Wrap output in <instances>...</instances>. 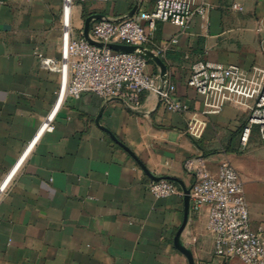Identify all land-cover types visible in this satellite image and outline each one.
<instances>
[{
    "label": "crops",
    "instance_id": "1",
    "mask_svg": "<svg viewBox=\"0 0 264 264\" xmlns=\"http://www.w3.org/2000/svg\"><path fill=\"white\" fill-rule=\"evenodd\" d=\"M133 1L114 0V16L128 14ZM210 2L187 28L157 22L148 44L161 51L176 97L197 110L202 97L187 85L194 61L264 67V0L242 2V10L235 0ZM63 3L0 0V264H189L175 245L185 214L182 186L176 182L182 193L166 198L149 190L155 177H176L190 188L195 176L188 163L215 173L230 162L251 226L264 235V141L254 128L242 148L245 106L200 115L203 128L194 135L191 113L167 110L152 93L133 108L123 98L84 92L63 101L54 129L40 131L60 76L38 53L60 57ZM78 15L73 5L75 36L84 30L77 29ZM147 71L161 75L152 59ZM206 217L207 207L195 211L190 200L180 238L195 264H243L215 255Z\"/></svg>",
    "mask_w": 264,
    "mask_h": 264
},
{
    "label": "built area",
    "instance_id": "2",
    "mask_svg": "<svg viewBox=\"0 0 264 264\" xmlns=\"http://www.w3.org/2000/svg\"><path fill=\"white\" fill-rule=\"evenodd\" d=\"M63 1L60 57L37 52L43 66L60 76L56 104L44 118L41 132L47 128L54 129L57 111L69 97L78 99L84 92H94L103 98H123L133 108H138L142 105L143 94L149 92L169 111L190 112L188 130L194 135H199L203 128L198 119L200 115L219 114L231 103L245 106L249 117L241 132V145H248L254 128L264 141V67L253 65L243 68L236 63L194 61L187 85L201 95L203 107L191 109L176 97L175 83L168 77L162 80L147 71L149 58L140 49L132 52L115 50L92 44L84 33L74 35V3L109 0ZM245 1L235 0V8L242 10V2ZM134 4H137V9L132 15H104L94 20L90 37L105 44L148 48L157 22L170 21L187 28L194 14L206 15L212 7L210 0H134L132 7ZM154 53L161 57V51ZM187 168L195 176L190 186L193 209L199 211L207 207L206 228L213 236L215 255L223 261L238 257L243 264H264V235L251 226L244 186L234 166L223 161L215 173L204 163H188ZM149 190L155 198L182 193L177 183L168 179L151 181Z\"/></svg>",
    "mask_w": 264,
    "mask_h": 264
},
{
    "label": "water",
    "instance_id": "3",
    "mask_svg": "<svg viewBox=\"0 0 264 264\" xmlns=\"http://www.w3.org/2000/svg\"><path fill=\"white\" fill-rule=\"evenodd\" d=\"M136 9H137V4H134L132 9L126 15H132L136 11ZM102 16H104V14H101V13H93L87 16L85 20L84 30H83L84 36L87 40H89L92 44H95L98 46H108L115 50L132 52L137 49H140L143 52V54H145L149 59H152L153 61H155L161 67V75H160L161 79L165 80L167 78V74H166L167 66L165 65L163 59L157 54H155L151 49L146 48L144 46H135V45H126V44H116V43L105 44L103 42L93 40L89 35L91 24L94 20L100 19ZM161 179H168V180L177 182L183 188L184 200H185V214H184L183 222L180 225L177 231V234L175 236V245L179 249L180 252H182L183 254L187 256L189 264H195L192 251L187 246L182 244L181 238H180L183 230L185 229L187 225L189 206H190V188L186 187L185 184L182 182V180L176 177H155V180H161Z\"/></svg>",
    "mask_w": 264,
    "mask_h": 264
},
{
    "label": "rangeland",
    "instance_id": "4",
    "mask_svg": "<svg viewBox=\"0 0 264 264\" xmlns=\"http://www.w3.org/2000/svg\"><path fill=\"white\" fill-rule=\"evenodd\" d=\"M114 0H109L107 2L98 1H88V2H75V7L77 6V13L79 14L76 21V26L78 30L84 28L85 20L87 16L93 13H101L106 16H114L117 13L116 9L113 7ZM114 13V14H113ZM242 146V145H241ZM242 148H245L242 146Z\"/></svg>",
    "mask_w": 264,
    "mask_h": 264
},
{
    "label": "trees",
    "instance_id": "5",
    "mask_svg": "<svg viewBox=\"0 0 264 264\" xmlns=\"http://www.w3.org/2000/svg\"><path fill=\"white\" fill-rule=\"evenodd\" d=\"M131 7H132V6H131ZM131 7H130V8H131Z\"/></svg>",
    "mask_w": 264,
    "mask_h": 264
}]
</instances>
